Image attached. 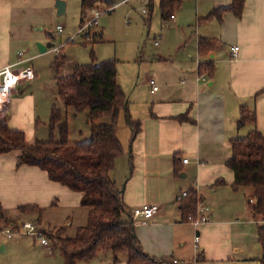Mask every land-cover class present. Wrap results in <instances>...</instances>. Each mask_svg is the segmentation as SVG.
Instances as JSON below:
<instances>
[{
    "label": "crops",
    "instance_id": "obj_1",
    "mask_svg": "<svg viewBox=\"0 0 264 264\" xmlns=\"http://www.w3.org/2000/svg\"><path fill=\"white\" fill-rule=\"evenodd\" d=\"M27 2L30 3L29 0H0V71L7 66L32 68L28 64L37 55L28 56L31 42L44 46L53 44L48 39L32 37L29 29V25L33 24L31 18L21 26L23 14L25 10L28 11ZM232 2L196 0L197 21ZM171 22H179L177 16ZM198 22L190 25L195 34L193 39L183 36L187 60L176 63L175 57L171 59L173 56L170 59L159 56L161 70L145 80L143 86H136L129 96L125 92L128 112H123L122 124L119 117L120 127H117L124 153L117 159L111 178L116 182L123 204L131 216L135 208L145 204L159 205L160 212L152 219L132 217L137 237L150 256L168 260L171 264L173 260H179L182 264L233 261L236 247H244L240 243H246L248 238L246 226L254 224L256 229L250 240L260 249L259 262L263 252L257 233L264 222L255 221L252 217L251 190H233L235 177L227 162L232 154V140L246 137L253 130L264 134V0H246L241 18L227 13L222 22ZM201 38L217 41L216 49L205 57L198 52ZM21 44L24 51L16 56L15 48ZM235 46L240 51L237 58H232V48ZM68 62L66 56L61 76L68 74L64 70ZM202 62L215 65V74L211 79L200 72ZM152 79L159 88L156 92L150 85ZM17 96L12 97L7 107L6 118L10 128L19 130L22 126L16 123L14 113H20L24 102L17 101ZM242 107L255 112L256 122L239 129ZM127 115L142 124V131L132 144ZM182 115L188 116L191 121L180 122L177 118ZM121 132L125 143L121 141ZM18 156L17 152L0 154V209L3 212L0 219V264H36L24 253L20 241L15 238L28 233L22 229L10 235L7 233L9 226L19 227L24 222L33 224L37 220L41 225L45 223L44 213L49 208L81 207V194L52 181L38 167L19 166ZM184 159L188 163H183ZM186 190L195 191L199 200L212 209L210 221L198 229L187 223L180 212L177 197ZM240 195H244L248 202L247 215L244 218L242 213H236L233 219H228L237 207ZM25 206H37L42 212H21L19 208ZM87 217L88 213L85 222ZM71 225L72 217L68 216L61 227L67 231ZM197 235L200 237L198 246L195 242ZM235 236L241 241L235 242ZM47 242V245L41 244L49 258L55 255V251ZM50 261L46 264H50ZM113 261V264H127L122 256H118L117 260L113 256Z\"/></svg>",
    "mask_w": 264,
    "mask_h": 264
},
{
    "label": "trees",
    "instance_id": "obj_2",
    "mask_svg": "<svg viewBox=\"0 0 264 264\" xmlns=\"http://www.w3.org/2000/svg\"><path fill=\"white\" fill-rule=\"evenodd\" d=\"M121 1L81 0V4L84 10L91 11L98 4L112 8ZM182 3L183 0H160L162 22H171ZM245 3L246 0H233L229 6L211 11L198 23L222 22L227 13L241 18ZM148 6L153 8L152 0H149ZM81 25L82 28L84 20ZM102 36L103 33L99 32L87 41L95 44L102 40ZM86 38L89 39V36ZM216 46V40L199 39V55H209ZM65 64L66 55L60 51L52 64L59 100L66 109L76 113L87 112L90 140L71 143L69 121L54 104L48 126L49 138L36 140L33 144L27 142L23 131L10 128L6 117L0 119V154L17 152L19 166L38 167L52 181L82 195L81 207L88 213L86 225L79 227L73 238L67 236L64 228L48 234V238L58 244L64 264H87L96 260L101 253H111L116 260L118 256L126 255L127 264H167L168 260H158L143 249L135 222L123 204L116 182L111 178L117 159L124 153L117 136L119 117L121 113L128 112V97L118 83L117 61L97 63L93 55L91 64L77 65L70 75L61 76ZM199 70L211 79L216 67L213 63L202 62ZM177 119L180 122L191 121L186 115ZM127 122L132 131V144L142 131V124L130 115H127ZM255 122V112L242 107L238 128ZM231 151L227 166L235 177L232 188L234 191L244 188L251 190L252 217L255 221L264 222V134L253 130L246 137L232 140ZM198 201L197 193L191 190L180 203V212L185 221L188 216L196 214ZM19 210L42 212L37 206H25ZM2 216L0 209V219ZM257 234L263 252L259 262L264 264V226L258 228Z\"/></svg>",
    "mask_w": 264,
    "mask_h": 264
},
{
    "label": "rangeland",
    "instance_id": "obj_3",
    "mask_svg": "<svg viewBox=\"0 0 264 264\" xmlns=\"http://www.w3.org/2000/svg\"><path fill=\"white\" fill-rule=\"evenodd\" d=\"M29 1L30 3L27 2L25 5L31 8L26 7L28 11L25 10L23 14L24 21L21 20V26H24L25 20L31 18L33 24L29 25V29L32 37L43 40L48 39L54 44V47L50 48L49 52L43 54L39 50V42H31L29 46L31 52L27 55L29 57L30 55H37V58L28 65L32 66L37 77L27 86L20 88L16 93L18 94L16 97L18 98L17 101L22 100L21 102L24 103L21 104L20 113H14V119L18 125L22 126L19 130L26 134L29 144H33L36 140H47L49 138L48 126L54 104L65 114L66 119L69 121V140L71 143L89 141L91 138V128L88 124L87 112L76 113L72 109H66L63 102L59 100L52 64L60 51L69 60L64 69L68 71L67 75L72 73L75 65L91 64L93 55L97 63L116 60L118 83L124 93L126 92L129 96V93L136 86H143L145 80H148L161 70L159 56L162 55L168 57V59H170V56H173L171 59L174 60L175 57L176 63H180L181 60H187L183 49V36L185 35L186 38L193 39L195 34L190 25H195L198 22L197 12L195 11L196 0L183 1L181 7L175 11V16H177L179 21L175 24L172 22H162L159 0H153L154 6L152 9L148 6L149 0H143L142 2L129 0L127 3L118 5L111 12L112 8L110 9L104 4H98L94 8L95 11L101 13L98 25L86 29L81 33L82 36L79 34L82 26L81 22L84 20V25H86L94 17V12L84 10L81 0ZM58 1H63L67 5L66 12L62 16H58ZM201 1L208 2L209 0ZM143 10H148V14H144ZM58 26L63 28L61 33L57 30ZM98 30H102V40L95 44L92 41L88 42L87 40H90L94 34L99 33ZM88 32L89 34H87ZM88 35H90L89 39L86 38ZM156 42H159V46L155 44ZM23 46V44L16 46V56L18 52L24 51L21 48ZM25 88L27 91L23 95H20V92ZM7 112L8 108L0 112V119L6 117ZM122 114L120 115V124L123 122ZM37 122H39L38 125ZM120 124L118 122V127H120ZM120 137L121 141L125 143L126 140L122 132L120 133ZM240 197L237 207L233 209L228 219H233L236 213H242L243 217H246L248 202L244 198V195H240ZM203 204L211 213V207L206 203ZM86 212V209L79 206L76 208L68 206L49 208L44 213V221L47 224L39 225L38 220L33 223L38 236L23 235L20 237L17 235L15 238L20 241L24 253L29 255L33 263L36 261V264H46L51 260L50 264H63L60 248L55 241H51L48 238V234H53L60 228L65 229V227L61 226L65 223L66 218L70 216L72 217V225L68 227L66 234L68 237L73 238L77 229L86 225ZM125 219H127V216H125ZM24 224L25 222L19 227L9 226V230L7 231H11L13 234L22 231V229L25 230L23 228ZM48 224L52 226L49 227L47 226ZM255 229L256 226L254 224L246 226L248 238L246 243H240L245 248L237 246L236 253L233 255V261L226 260L221 264H259L257 258L261 254L260 249L258 250L259 247L256 248L255 244H252V240H250L253 237ZM25 232L28 233V230H25ZM42 235L46 237L50 247L54 249V256L46 257L47 253L40 240ZM234 240L235 242L241 241L236 236ZM122 257L123 260H127L126 255H122ZM113 262V255L111 253H101L96 260L92 261L93 264H113ZM179 262L180 264L183 263Z\"/></svg>",
    "mask_w": 264,
    "mask_h": 264
},
{
    "label": "built area",
    "instance_id": "obj_4",
    "mask_svg": "<svg viewBox=\"0 0 264 264\" xmlns=\"http://www.w3.org/2000/svg\"><path fill=\"white\" fill-rule=\"evenodd\" d=\"M128 1L129 0L121 1L120 3L115 5L113 9H115L120 4L127 3ZM137 1H141V0H137ZM93 12H94V18L80 29L79 34L83 33L86 29L98 25V20L101 16V13L95 10ZM143 13L146 14L147 11L143 10ZM57 30L59 33H61L63 31V28L61 26H58ZM156 44L158 45L159 42H157ZM239 51L240 48L238 46L233 47L232 58H237ZM35 78H36V74L31 67L17 68V66H7L3 70H1L0 71V112L5 110L10 105L12 97L18 92L20 88L27 86L30 82L34 81ZM150 85L152 86L154 92L158 91L159 88L154 79L150 80ZM183 163L185 164L188 163V160L184 159ZM188 194L189 191L182 192L177 197V202L181 203L185 198L188 197ZM159 212H160L159 205L145 204L141 207L135 208L132 211V217L135 219L137 218V219L149 220L152 219L154 216H156ZM209 221H210V212L204 206L203 202L199 200L196 214L188 216L186 222L192 224L198 229L199 226L208 223ZM23 228L25 230H28V235L38 236V232L36 231V228L33 224L26 222L23 225ZM7 233L11 235V232L9 231H7ZM40 240L43 245L48 244L47 240L44 239L43 236H41ZM199 240L200 237L197 235L195 238L196 246H198L197 244L199 243ZM173 264H180V262L177 260H173Z\"/></svg>",
    "mask_w": 264,
    "mask_h": 264
},
{
    "label": "water",
    "instance_id": "obj_5",
    "mask_svg": "<svg viewBox=\"0 0 264 264\" xmlns=\"http://www.w3.org/2000/svg\"><path fill=\"white\" fill-rule=\"evenodd\" d=\"M66 8H67V5L65 2L58 1L57 3L58 16L64 15L66 12ZM51 38L53 37L51 36ZM38 47L41 53H45L47 52L49 48L54 47V44H47L45 46L43 44H38ZM25 91H26V88L21 91V94H23Z\"/></svg>",
    "mask_w": 264,
    "mask_h": 264
}]
</instances>
